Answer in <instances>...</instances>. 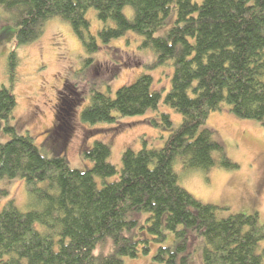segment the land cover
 <instances>
[{"label":"trees","instance_id":"trees-1","mask_svg":"<svg viewBox=\"0 0 264 264\" xmlns=\"http://www.w3.org/2000/svg\"><path fill=\"white\" fill-rule=\"evenodd\" d=\"M0 8L16 27L14 47L35 41L52 17L70 24L87 53L98 50V40L104 45L134 32L140 47L155 54L148 67L171 62L163 103L181 116L174 129L168 113L150 118L152 126L169 132L163 145L126 148L119 171L101 140L81 152L91 167L71 168L63 155L72 128L65 118L73 115L70 105L61 107L49 132L51 156L13 124V47L8 85L0 83V130L7 136L0 142V178L24 180L32 208L20 211L10 199L0 211V264H123V256L148 254L152 247L154 264H194L195 256L197 264H263L264 245L259 252L257 247L264 222L258 223L257 214L220 217L218 206L178 184L173 164L179 160L185 169L202 171L237 167L205 126L221 102L233 115L264 127V0H0ZM90 8L101 23L97 36L85 16ZM91 61L86 58L83 66ZM152 81L141 74L113 96L93 84L79 111L81 122L112 124L156 109L161 92ZM108 238V250L95 253Z\"/></svg>","mask_w":264,"mask_h":264},{"label":"rangeland","instance_id":"rangeland-1","mask_svg":"<svg viewBox=\"0 0 264 264\" xmlns=\"http://www.w3.org/2000/svg\"><path fill=\"white\" fill-rule=\"evenodd\" d=\"M125 13L130 15L131 9L126 7ZM85 16L90 22V33L97 36L101 23L95 10L88 9ZM15 30L11 14L0 8V34H3L0 39V83L4 85H8L6 61L14 47ZM97 43L98 50L87 53L70 24L59 17H52L44 23L43 32L35 41L14 47L18 64L13 85L16 98L13 124L18 132H27L46 156H51L54 143L49 139V132L59 123L61 107L70 105L73 115L71 118L66 115L65 118H69L72 128L63 153L69 166L82 170L91 167V161L84 158L81 152L94 140H101L110 148L108 161L119 171L121 154L126 148L137 151L144 142L147 147L160 148L163 145L169 132L152 126L150 118L158 117L161 112L168 113L171 129H174L180 123L181 116L163 103L172 75L171 62L170 65L148 67L155 54L151 48L140 47L141 38L132 31L104 45L99 40ZM86 58H92V61L85 67ZM141 74H149L153 78L152 88L161 92L156 109H148L143 115L120 117L112 124L101 122L90 125L81 122L79 111L90 86L97 84L102 91L113 96L117 87L135 81ZM106 84L109 89L105 87ZM65 93L64 99L58 102ZM62 113L65 115V112ZM205 126L213 131L215 139L223 145L225 155L237 167L214 165L202 171L185 169L181 161L176 160L173 166L178 175V184L199 201L218 206L217 214L220 217L256 213L258 223L263 224L264 127L256 120L233 115L226 102H221L218 109L210 111ZM87 128L101 129L91 132ZM5 140L7 136L0 130V142ZM117 176L106 178V181H112ZM97 183L101 185V180H97ZM10 199L20 211L32 208L24 180L0 178V211ZM110 244L108 238L106 242L98 244L95 253L106 252ZM263 245L264 240H261L257 252ZM154 252L155 247H152L148 254L123 256L122 261L123 264H154ZM194 262L197 264V256ZM262 262L264 264V258Z\"/></svg>","mask_w":264,"mask_h":264}]
</instances>
